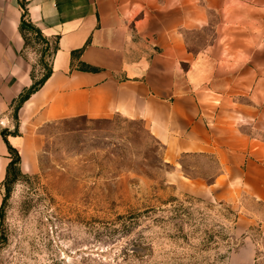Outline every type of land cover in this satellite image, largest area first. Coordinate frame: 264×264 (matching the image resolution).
I'll use <instances>...</instances> for the list:
<instances>
[{
    "label": "crops",
    "instance_id": "crops-1",
    "mask_svg": "<svg viewBox=\"0 0 264 264\" xmlns=\"http://www.w3.org/2000/svg\"><path fill=\"white\" fill-rule=\"evenodd\" d=\"M258 2L249 30L244 7L237 33L192 46L188 30L209 19L199 0H0V205L8 145L19 153L20 173L34 174L43 126L74 117L140 119L170 160L199 161L191 177L198 191L236 204L234 233L246 237L228 261L250 264L255 245L246 230L264 220V2ZM22 3L40 36L20 29ZM49 55L51 73L19 106L14 133V104L37 80V58L44 69Z\"/></svg>",
    "mask_w": 264,
    "mask_h": 264
},
{
    "label": "rangeland",
    "instance_id": "rangeland-1",
    "mask_svg": "<svg viewBox=\"0 0 264 264\" xmlns=\"http://www.w3.org/2000/svg\"><path fill=\"white\" fill-rule=\"evenodd\" d=\"M199 1L209 19L188 30L192 46L237 33L244 7L254 25L256 0ZM40 131L38 171L4 188L0 264H231L246 237L234 233L236 204L198 191L199 161L170 160L142 120L74 117ZM246 232L250 264H264V220Z\"/></svg>",
    "mask_w": 264,
    "mask_h": 264
},
{
    "label": "trees",
    "instance_id": "trees-1",
    "mask_svg": "<svg viewBox=\"0 0 264 264\" xmlns=\"http://www.w3.org/2000/svg\"><path fill=\"white\" fill-rule=\"evenodd\" d=\"M21 8H22V14H21L20 29L25 28V27L30 28L31 30H33L36 33V35L40 36L39 29L36 28L33 24H31L30 22H28L26 20L27 10H26L24 3H22ZM44 69H45V72L42 74V76L39 79H37L36 81H34V83L24 93H22V95L18 98V100L14 104L13 115H14V119L16 120V126H15L16 128L13 131L14 133H17V110H18L19 106L21 105V103L24 100H26L30 96V94L32 92L36 91L44 83V81L49 77V75L51 73V69L48 68L47 64H45ZM6 134H7V131H2V135L4 138H6ZM8 149H9V153L11 155V159L8 163L7 178L4 182L5 191L7 190L8 183L10 181L14 180L16 178L17 174H21L19 169H18V163L20 160L18 151L15 148L11 147L10 145H8ZM5 197H6V194H4L3 199H2V203L0 205V220L2 217V206L4 203ZM1 239H2V237H1V232H0V241H1ZM254 260H255V257H254Z\"/></svg>",
    "mask_w": 264,
    "mask_h": 264
},
{
    "label": "built area",
    "instance_id": "built-area-1",
    "mask_svg": "<svg viewBox=\"0 0 264 264\" xmlns=\"http://www.w3.org/2000/svg\"><path fill=\"white\" fill-rule=\"evenodd\" d=\"M2 123H1V121H0V125H1Z\"/></svg>",
    "mask_w": 264,
    "mask_h": 264
}]
</instances>
